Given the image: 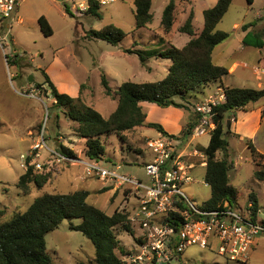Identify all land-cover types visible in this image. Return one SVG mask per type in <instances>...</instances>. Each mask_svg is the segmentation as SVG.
<instances>
[{
    "label": "rangeland",
    "instance_id": "1",
    "mask_svg": "<svg viewBox=\"0 0 264 264\" xmlns=\"http://www.w3.org/2000/svg\"><path fill=\"white\" fill-rule=\"evenodd\" d=\"M168 1L152 0V21L137 28L134 0H110L99 6V17L71 7L73 3L87 4V0H19L15 19L8 20L11 22L10 27L0 29V223L11 218L16 212L26 210L37 195L44 192L67 193L76 189H87L90 192L87 201L108 214L117 208L125 209L132 217H136L138 200L133 194L126 197L122 188L86 174L82 161L89 159L85 154L84 139L74 131L77 122L66 116L65 108L55 105L50 88L44 82L42 70L48 74L59 92L75 99L80 98L83 103L96 108L104 117L108 116L116 107L115 91L123 81L159 80L166 75L171 64L170 58L160 56H152L141 62L136 53L127 52L126 49L162 50L172 45L182 47L190 36L180 32L179 25L192 10L194 29L199 33L203 27V10L213 6L217 0H175L174 22L170 32H165L160 21ZM64 4L68 6L71 14L65 12ZM41 15L48 19L52 28L51 35L45 36L40 30L37 19ZM235 22L250 23L252 31L249 38H255L257 29L264 28V0H254L252 4H249L248 0L232 1L216 26V29L230 33L224 47L233 44L236 34L242 32L241 28L235 29ZM110 23L125 32V36L117 44L87 35L90 29H101ZM232 47L233 45L229 49ZM244 48L249 50V59H256L260 55L254 47ZM261 53L264 54V46ZM247 55L248 51L235 49L228 61H241ZM218 60L217 56H214V61ZM220 60L226 64L228 62L224 56ZM251 69L238 68L235 73L225 75L223 79H228L231 84L247 82L243 77L245 74L250 75ZM101 72L106 75L112 89L111 95L104 92L100 82ZM254 75H251L253 80ZM261 75L264 79V74ZM252 82L254 85L248 86L256 87V81ZM214 86L212 83L201 93L188 96L189 101L186 104L189 110L185 111H194L196 103L204 102L209 94H213ZM29 94H34L35 97ZM150 105L155 109L146 110L148 120L160 123L159 118L163 117V111L167 107L153 103ZM187 124L188 122L184 127ZM167 129L172 131L169 127ZM41 134L47 147L39 149L38 156L31 158V161L41 164V168L33 164V171L46 175L47 180L41 187L29 183V191L24 193L16 186L19 175L26 169L21 165L23 160L20 155L28 153L32 145L39 141ZM124 134L125 140H121L115 133L100 136L105 154L99 163L112 169L120 164V173L146 182L148 176L145 164L151 158L146 139L157 137L160 133L155 128H132ZM228 136L229 133L227 138ZM209 138L210 133L195 138L188 137L187 151L197 149L204 153ZM179 139L181 141L178 145L182 148L186 143L182 141L183 138ZM228 140L229 158L234 164L229 172L230 182L238 191L235 202L244 207L247 193L253 191L260 203L258 216L264 218V182L256 181L253 176L255 165L250 160V151L245 145V140L240 141L234 136ZM60 144L72 147L75 156L69 157L78 161L59 160L50 150L60 153ZM222 153L219 151L217 157L221 158ZM185 160L192 163L189 173L193 181L182 185L181 189L194 205L201 206L210 196V187L205 185L204 181L205 165L201 163L203 158L191 155ZM137 220L133 221L136 235L143 231ZM78 222L79 219H73V223ZM114 231L123 250L137 248L132 234L122 230L120 226H116ZM45 241L52 264H91L95 256L91 240L81 231L70 229L67 219L46 233ZM172 264H264V233L254 238L248 260L245 262L227 260L214 249L202 248L193 243L188 245L179 259Z\"/></svg>",
    "mask_w": 264,
    "mask_h": 264
},
{
    "label": "trees",
    "instance_id": "2",
    "mask_svg": "<svg viewBox=\"0 0 264 264\" xmlns=\"http://www.w3.org/2000/svg\"><path fill=\"white\" fill-rule=\"evenodd\" d=\"M87 13L100 16L98 0H87ZM232 0H217L216 3L203 10V27L196 35L193 24V11L191 10L178 27V30L190 36L182 46L174 45L162 50L144 49L127 52L136 53L141 62L152 56L170 58L171 64L166 75L156 81H123L115 91L117 105L115 109L104 117L96 108L87 105L80 98H73L61 93L51 81L48 74L42 70L44 82L50 88L55 105L65 108L66 116L77 122L74 131L85 142V154L89 160H100L104 157L105 148L100 136L115 133L121 140H125L124 132L136 126L155 128L164 136L178 138L167 133L161 124L146 122V113L140 102L155 103L161 107L173 106L189 110L188 96L201 93L212 83L222 84V78L228 74L225 66L216 65L211 60L213 48L229 37V32L218 30L216 26L228 10ZM135 26H146L152 21V0H134ZM175 0H169L165 5L160 24L165 32H169L174 22ZM65 12L71 14L64 4ZM40 30L45 36L52 34V28L44 15L37 19ZM89 37L106 40L117 44L125 36V32L110 23L101 29H90ZM252 44L262 47L264 42L261 34H255ZM15 63V62H14ZM100 82L104 92L111 95L112 89L104 72L100 74ZM225 101L213 106L214 129L205 147L206 164L204 181L210 187V196L204 202L207 209H215L225 200L233 203L237 200V189L230 183L228 172L230 163L227 160L228 140L230 132L226 122V114L230 111L245 108L248 104L264 96V88L225 86ZM182 128L181 137L189 136L199 115ZM230 119V118H228ZM250 149L251 159L257 166L253 172L254 178L264 181V155L260 153L250 140H246ZM222 150L224 158L217 159L216 152ZM59 152L67 156H75L74 151L62 144ZM19 175L16 186L24 193L29 191V183L41 187L47 180L46 175L33 171V164H29ZM90 192L87 189H76L67 193L44 192L37 195L33 202L24 211L16 212L11 218L0 223V264H52L51 257L46 251L45 235L56 228L62 220H69V228L81 231L91 240L95 248V256L91 264H120L121 255L125 253L120 246V240L114 229L120 226L132 234L137 242L143 237L136 236L130 219V213L125 209H115L111 214L87 201ZM248 199L252 201V214L255 217L259 210L257 197L249 193ZM1 214V210H0ZM73 219H79L73 223Z\"/></svg>",
    "mask_w": 264,
    "mask_h": 264
},
{
    "label": "built area",
    "instance_id": "3",
    "mask_svg": "<svg viewBox=\"0 0 264 264\" xmlns=\"http://www.w3.org/2000/svg\"><path fill=\"white\" fill-rule=\"evenodd\" d=\"M110 0H98L103 5ZM19 0H0V29L9 28L15 19ZM73 9L84 12L88 2L73 3ZM8 33V32H7ZM1 43V38H0ZM35 97L34 94H29ZM224 89L218 88L204 102L196 103L193 110L199 115L193 126L190 138L211 133L215 127L213 121V106L225 101ZM43 130V128H42ZM176 138H170L160 133L157 137H149L146 141L151 150V158L145 164L148 176L146 182L120 173L115 169L100 165L99 160L82 161L87 175L96 176L104 183H112L122 188L124 195L133 194L138 200L133 221L140 224L143 231L136 236L143 237L142 242L135 241L137 248L128 249L121 255L120 264H172L178 260L188 245L198 244L202 248L214 249L218 255L230 261L245 262L254 238L264 233V220L252 214V201L247 198L244 207L236 202L225 200L215 209H207L204 204L194 205L182 191L181 186L192 182L189 173L192 163L186 162L187 156H197L206 159L205 152L194 149L187 151V144L179 147ZM47 147L41 134L28 153L21 154L22 166L27 167V158L38 156V150ZM59 160L78 161L73 157L55 152ZM202 164L205 163L201 162ZM41 168V164H34ZM207 185V183H205Z\"/></svg>",
    "mask_w": 264,
    "mask_h": 264
},
{
    "label": "crops",
    "instance_id": "4",
    "mask_svg": "<svg viewBox=\"0 0 264 264\" xmlns=\"http://www.w3.org/2000/svg\"><path fill=\"white\" fill-rule=\"evenodd\" d=\"M253 2H254V0H248L249 4H252ZM175 11H176V5H175ZM175 11H174V16H175ZM234 27H235V29L241 28L242 32L236 34V37H235V40H234L233 44H229V45H226L224 47V45L226 44V42L230 38V33H229V37L228 38H226L225 40H223L222 42H220L219 44H217L213 48L212 53H211V60L216 65H221V66L227 67V69H228V74L227 75H232L233 73H235V71L238 68H241V67H244V68L251 67L252 68L251 71H250L251 74L248 75V76L245 74V76L243 77V79H245V81H247V82H241V83L240 82H234V84H231L232 82H229L228 79L224 81V79L222 78L223 86H220L217 83H213V85H215L214 86L215 90L212 93H214L218 88L223 89L225 86L251 87V86H248V85H251V84L254 85L253 82H252L254 80L256 81V84H255L256 87H252V88H257V89L264 88V79H263V77L261 75V74H264V54L261 53V49L263 48L264 45L262 47H256V46H254L252 44H246L245 43V42L253 43L254 41H256L255 38H249V35H250L251 31H252L250 23L235 22L234 23ZM195 33H196V35L198 34L197 32H195ZM255 33L256 34H261V39L264 42V28H262V27L258 28ZM232 45H233V47L231 49H229ZM221 46H223V47H221ZM246 46L247 47L251 46V47L256 48L260 55H258L256 57V59L255 58L249 59V56H250L249 50L244 48ZM235 49H238V50H240L242 52H244L246 50V51H248V55L245 56V58L243 60H241V61H239L237 59L236 60L234 59L231 62H229L228 61L229 57L232 56L233 52H235ZM216 50H218V51H216ZM214 56H217V59H219L217 62L214 61ZM223 56L227 57V61H228L227 64L220 60V59H223ZM256 63H257V65H255ZM253 69L257 73H255L253 71ZM252 73L255 74L254 75V80L251 77ZM240 78L241 77H239V79ZM244 83H247V84H244ZM114 101L117 102V100H114ZM150 104H151V102H146V101L140 102V105L142 106L144 112L146 113V117H145V121L146 122H151V121L148 120V114H147L146 110L155 109V107L153 105H150ZM153 104H155V103H153ZM163 112L165 114L163 115V117L159 118V122L161 123L162 127L164 128V130L167 133H169V134H173V135H176L179 138H183L182 141L184 140V142L187 143L186 139L189 136L181 137L180 136V134H181L180 131L182 130L184 125L187 122H189L196 115L195 112L192 111V110L186 112L185 109L177 108V107H175V108L167 107V108L164 109ZM228 118H230V132H229L230 136H228L227 140L229 139V137H233V136L236 137L240 141L245 140V145H246L247 148H248V146L246 144V140H250L253 143V145L256 147V149L260 153H262L264 155V96L262 98L258 99L257 101L248 104L245 108H239V109H235V110L230 111L228 114H226V119H228ZM167 127L171 128L172 131L168 130ZM134 128L139 130L140 128H148V127L136 126ZM179 138H176V139L178 141H181ZM229 146H230V142L228 140V148H227L226 152H227V160H228V162L231 165L230 166V169H231L232 167H234V164H233V161L229 158ZM70 148H72V147H70ZM135 150L136 151H140V149H135ZM219 151H222V150H218L216 152V158L217 159L224 158V156H225L224 151H222L223 153H222V157L221 158L217 157V155H218L217 153ZM249 151H250V149H249ZM102 159H100V160H102ZM203 160L205 161V163L203 165H205L206 164V159H203ZM250 160L253 163V161L251 159V153H250ZM116 166L121 168L122 165L119 164V165H116ZM256 167L257 166L255 165V169H256ZM230 169H229V172H230ZM229 172H228V176H229V180H230ZM256 181L259 182V180H257V179H256ZM262 182H264V181H262ZM250 192L254 193L253 191H249L247 194L249 195ZM237 195H238V191H237ZM248 195H247V198H248ZM255 196L257 197V201H258V196L256 194H255ZM258 205H259V211H260V203H259V201H258ZM259 218L264 220V218H261V217H259Z\"/></svg>",
    "mask_w": 264,
    "mask_h": 264
},
{
    "label": "water",
    "instance_id": "5",
    "mask_svg": "<svg viewBox=\"0 0 264 264\" xmlns=\"http://www.w3.org/2000/svg\"><path fill=\"white\" fill-rule=\"evenodd\" d=\"M30 81H31V80H30ZM226 124H227L228 127L230 126V119H227Z\"/></svg>",
    "mask_w": 264,
    "mask_h": 264
}]
</instances>
